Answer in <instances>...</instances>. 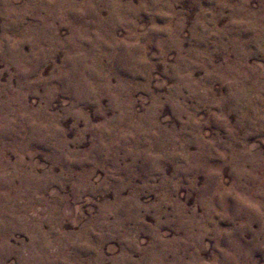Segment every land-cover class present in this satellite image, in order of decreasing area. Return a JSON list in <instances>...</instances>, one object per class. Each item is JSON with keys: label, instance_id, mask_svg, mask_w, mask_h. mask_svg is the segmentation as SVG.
<instances>
[{"label": "clouds", "instance_id": "1", "mask_svg": "<svg viewBox=\"0 0 264 264\" xmlns=\"http://www.w3.org/2000/svg\"><path fill=\"white\" fill-rule=\"evenodd\" d=\"M0 264H264V0H0Z\"/></svg>", "mask_w": 264, "mask_h": 264}]
</instances>
